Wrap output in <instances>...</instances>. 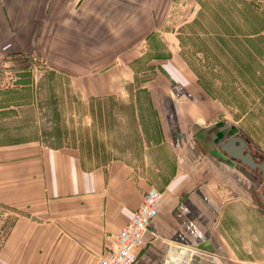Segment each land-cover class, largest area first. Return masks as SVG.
I'll return each mask as SVG.
<instances>
[{
    "label": "crops",
    "instance_id": "0c3cea01",
    "mask_svg": "<svg viewBox=\"0 0 264 264\" xmlns=\"http://www.w3.org/2000/svg\"><path fill=\"white\" fill-rule=\"evenodd\" d=\"M195 6L0 0V64L7 55L37 53L82 99L120 97L145 67L173 66L184 75L190 63L179 32L167 25L180 7L189 22ZM176 82L182 87L163 75L147 81L156 120L137 114L150 138L143 165L171 162L162 180L139 176L124 160L91 162L77 146H0V205L10 214L0 219V264H98L151 192L150 181L161 208L134 264H264V205L254 179L217 149L222 128L207 122L210 112L191 84Z\"/></svg>",
    "mask_w": 264,
    "mask_h": 264
},
{
    "label": "rangeland",
    "instance_id": "374dc122",
    "mask_svg": "<svg viewBox=\"0 0 264 264\" xmlns=\"http://www.w3.org/2000/svg\"><path fill=\"white\" fill-rule=\"evenodd\" d=\"M194 9L183 23L187 8H178L167 25L179 32L190 63L184 75L173 66L145 67L120 97L82 99L68 86V77L44 66L37 53L7 55L0 64V146L30 141L77 146L91 162L124 160L139 176L162 180L171 162L159 160L165 169L143 165L150 138L137 114L145 111L155 122L145 84L163 75L175 87H182L177 80L187 88L191 84L198 106L210 112L207 122L222 128L218 138L242 134L256 157L264 158V1L196 0ZM155 183L150 181V191ZM9 217L0 205V219Z\"/></svg>",
    "mask_w": 264,
    "mask_h": 264
},
{
    "label": "built area",
    "instance_id": "2783aa9c",
    "mask_svg": "<svg viewBox=\"0 0 264 264\" xmlns=\"http://www.w3.org/2000/svg\"><path fill=\"white\" fill-rule=\"evenodd\" d=\"M160 208L161 193L154 189L133 212L129 222L116 235L113 244L106 246L98 264H134L145 246V234L150 223Z\"/></svg>",
    "mask_w": 264,
    "mask_h": 264
},
{
    "label": "water",
    "instance_id": "95a60500",
    "mask_svg": "<svg viewBox=\"0 0 264 264\" xmlns=\"http://www.w3.org/2000/svg\"><path fill=\"white\" fill-rule=\"evenodd\" d=\"M245 148L248 150L247 153L244 152ZM220 151L232 162L237 163L238 165H246L251 168V170L259 168V170L262 171L261 178L260 176L254 175L251 171H249V174L254 178L255 185L258 189L262 184L264 185V162L258 163L254 160L250 153V148L244 138L232 137L227 142L223 141L221 143ZM259 196L264 205V191H260Z\"/></svg>",
    "mask_w": 264,
    "mask_h": 264
},
{
    "label": "flooded vegetation",
    "instance_id": "af4514ba",
    "mask_svg": "<svg viewBox=\"0 0 264 264\" xmlns=\"http://www.w3.org/2000/svg\"><path fill=\"white\" fill-rule=\"evenodd\" d=\"M232 137H242V138H244L245 139V141L247 142V144H248V147L250 148V153H251V155H252V157L254 158V160L256 161V162H258V163H262V162H264V158H258V157H256V155L254 154V148H252V146H251V144H250V142L246 139V137H244L242 134H234V135H229L228 137H221V138H218V142H217V149L220 151L221 150V143L223 142V141H228V140H230V138H232ZM247 149L245 148L244 149V152L245 153H247ZM240 166H242L243 168H245L246 170H247V172H248V174H249V171H251V172H253L254 173V175H256V176H260V178L262 177V171H260L259 170V168H257V169H255V170H251V168H249L248 166H246V165H240ZM250 175V174H249ZM251 176V175H250ZM252 177V176H251ZM253 178V177H252ZM254 179V178H253ZM254 182H255V180H254ZM258 191L260 192V191H264V185L262 184L261 186H260V188L258 189Z\"/></svg>",
    "mask_w": 264,
    "mask_h": 264
}]
</instances>
